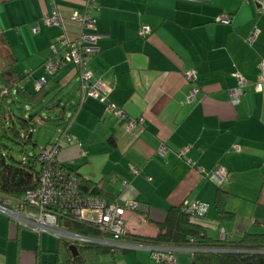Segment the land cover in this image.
Masks as SVG:
<instances>
[{"label": "crops", "instance_id": "0c3cea01", "mask_svg": "<svg viewBox=\"0 0 264 264\" xmlns=\"http://www.w3.org/2000/svg\"><path fill=\"white\" fill-rule=\"evenodd\" d=\"M86 1L0 0V90L24 82L21 92L37 93L34 82L45 76L51 45L62 33L76 39L79 27L71 17L85 11ZM263 5L264 0L99 1L93 14L96 25L87 31L101 35V53L92 58L89 69L108 85L111 102L128 118H143L145 125L136 135L129 134L125 120L107 113L100 101L86 98L70 124L72 141L59 153V164L81 181L114 201L141 206L139 213L127 214L124 241L143 247L106 253L97 261L110 255L114 264H156L144 248L148 244L133 238L156 237L169 210L185 202L208 205L207 215L198 222L212 240L219 239L221 230L234 244L248 234H264V82L261 89L256 86L264 63ZM55 9L62 26L44 22ZM222 14L230 16L229 24L218 21ZM143 26L150 28L148 36L140 35ZM256 31V41L248 43ZM187 71L197 73L195 83L186 80ZM236 73L248 81L238 106L230 101L238 85ZM47 79L46 88L57 84L59 90L39 106L29 105L20 93H10L9 101L13 115V105L22 100L27 110L47 114L45 123L49 112H62L45 145L81 103L76 69ZM194 89L198 97L188 103ZM163 144L168 147L164 157L159 155ZM234 144L240 152L232 150ZM218 166L228 172L222 184L211 175ZM219 189L229 194L226 209L235 214L232 221L220 219ZM58 251L62 262L75 254L60 247L55 236L38 235L0 213V264H56ZM176 259L177 264H193L192 253L185 249Z\"/></svg>", "mask_w": 264, "mask_h": 264}, {"label": "built area", "instance_id": "2783aa9c", "mask_svg": "<svg viewBox=\"0 0 264 264\" xmlns=\"http://www.w3.org/2000/svg\"><path fill=\"white\" fill-rule=\"evenodd\" d=\"M99 1L87 0L85 11L75 12L72 15L71 20L79 27L78 36L75 40H71L65 33L56 37L50 47L51 57L44 64L45 76L34 82L35 91L40 92L46 88L48 76L57 75L68 68H74L81 78L79 86L81 103L64 120L58 135L39 149L36 156L41 171L38 188L27 191L21 199H14L0 193V213L17 226L31 230L38 235L51 234L76 247L99 246L116 253L143 247L124 241L129 233L127 214L139 213L141 211L140 204L135 201H110L100 196L84 194L81 190L80 178L58 162L60 151L72 141L69 133L70 124L86 98L100 101L106 105L107 113L125 120V130L129 134L136 135L145 125L143 118H128L122 108L112 103L109 97L111 90L108 85L102 79L96 78L89 69L92 58L101 53L99 46L101 35L87 31L96 25V18L93 14L99 8ZM184 1L207 2L209 0ZM260 11L264 13V5ZM218 21L229 24L231 19L228 14H222ZM44 22L50 26H62L63 24L57 9L46 14ZM34 32L37 33L38 28H35ZM150 33L151 30L147 26H143L140 31L142 37L148 36ZM258 35L259 31L254 32L248 38V43L253 44ZM261 70L262 75L256 85L258 89L262 88L264 82V63L261 65ZM185 78L188 82L195 83L198 80V75L195 71H187ZM235 78L238 85L231 90L230 101L234 106H238L244 96L248 81L240 73H236ZM24 89V82L8 85L0 90V98L8 96L10 93H19ZM198 93V89L192 90L188 103H193L197 99ZM232 150L240 152L241 148L234 144ZM167 151V145L163 144L159 155L164 157ZM185 153L184 149L180 156L182 157ZM132 172L139 173L136 168H132ZM211 175L216 182L222 184L227 179L228 172L223 166H218ZM183 206L193 219H203L208 213V205L205 203L185 202ZM73 223L83 225L96 234L73 231L70 228ZM219 238L227 239L224 230L220 231ZM144 248L150 251L151 258L156 264H177L176 253L182 249L191 253L199 251L172 245H144ZM206 251L217 252L218 250Z\"/></svg>", "mask_w": 264, "mask_h": 264}, {"label": "trees", "instance_id": "16d2710c", "mask_svg": "<svg viewBox=\"0 0 264 264\" xmlns=\"http://www.w3.org/2000/svg\"><path fill=\"white\" fill-rule=\"evenodd\" d=\"M55 90H59L57 84L35 94L19 93L29 105L37 107ZM10 96L11 94L0 98V193L14 199H21L27 191L37 189L39 186L41 171L36 159L39 150L37 143L33 140L34 127L39 114L29 117L13 115L9 111ZM16 155L21 159H16ZM81 190L86 195L100 196L114 201L108 194L86 181H81ZM228 195V192L218 190L216 208L222 221L235 219V214L226 209ZM198 221L192 218L183 205L172 207L165 222L158 224L159 233L156 237L133 239L148 245H172L198 249L199 251L192 253L193 264H264V234H248L241 242L235 244L228 243L227 239L212 240ZM70 228L76 232L96 234L77 223L70 225ZM59 241L60 247L71 248L68 242ZM106 253L113 252L99 246L77 247V251L74 255H70L67 263L88 264ZM67 263L61 261L58 251L56 264Z\"/></svg>", "mask_w": 264, "mask_h": 264}, {"label": "rangeland", "instance_id": "374dc122", "mask_svg": "<svg viewBox=\"0 0 264 264\" xmlns=\"http://www.w3.org/2000/svg\"><path fill=\"white\" fill-rule=\"evenodd\" d=\"M19 102H20V104L17 103V104L13 105V110L16 114L29 117L33 114L40 113L37 110V108H35L33 110H27L25 105H24L25 102L22 100H19ZM48 114H49L50 118H49V121H47L46 123L42 122V119L48 120L47 114H40L39 117H37V119H36L37 123L35 124V127H34L36 132L33 134V140L35 143H37L38 146H43L48 142L50 137L54 134L57 124L60 123L58 118H56L60 114V111L49 112ZM41 124H43V125L41 126ZM15 158L21 159V157L18 155H16ZM106 256H108V255H106ZM108 258L109 259L104 258L101 261L93 260V261H90L88 264H114V262H113L114 260L112 257H110V255L108 256ZM50 259H53L55 261V256L53 254H51ZM63 261H65L64 263H67L66 258H63ZM44 264H47V263H44ZM67 264H72V263H67Z\"/></svg>", "mask_w": 264, "mask_h": 264}, {"label": "water", "instance_id": "95a60500", "mask_svg": "<svg viewBox=\"0 0 264 264\" xmlns=\"http://www.w3.org/2000/svg\"><path fill=\"white\" fill-rule=\"evenodd\" d=\"M58 106H59V104H58ZM71 250L74 251V252H76L77 251V247L76 246H72L71 247Z\"/></svg>", "mask_w": 264, "mask_h": 264}]
</instances>
